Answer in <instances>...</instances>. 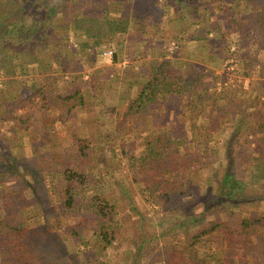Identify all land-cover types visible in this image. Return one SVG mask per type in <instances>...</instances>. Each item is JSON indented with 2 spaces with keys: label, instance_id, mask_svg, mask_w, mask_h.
I'll return each mask as SVG.
<instances>
[{
  "label": "trees",
  "instance_id": "trees-1",
  "mask_svg": "<svg viewBox=\"0 0 264 264\" xmlns=\"http://www.w3.org/2000/svg\"><path fill=\"white\" fill-rule=\"evenodd\" d=\"M174 2L178 6L184 3L190 15L176 5L172 7V13L170 9L163 10L173 26L164 32L165 44L158 46L152 45L158 33L149 28V17L160 7L154 0H63L53 4L47 0H0V77L16 83L14 92L8 87L3 91L4 88L0 87V108H3L0 118L16 120L19 116L13 113L23 102L38 96L47 110L44 125L54 128L58 119L68 120L76 109L85 105V81L96 87L95 76H89L87 80L83 78L85 61L79 54L84 57L86 53L88 57L97 53L95 51L99 50L102 41L115 42L119 50L114 54L113 65L108 67L118 69L115 63L121 58L123 47L131 50L138 42L148 40L149 45L157 47L161 60L156 62L154 73L137 89L133 98L122 97L123 104L117 111L120 131L133 128L137 121H142L147 130L156 125L159 128L156 135L148 131L141 158L135 156L139 160V176L136 175L135 179L142 181L144 188L151 195L155 194L159 203L183 205V199L192 194V187L187 184L191 174L206 163L217 162L213 155L223 144L231 165L234 142H239L245 133L246 137L255 138L254 145L247 147L243 160L258 165L255 166V181L251 182L256 188L233 197L236 189L241 190L240 180L232 169L227 168L214 203L237 205L244 201L261 204V209L249 213L238 211L232 215L231 211L223 219H214L200 232L187 234L179 244L167 243L164 246L165 264H264V61L261 59L264 55V0ZM76 9L79 11L74 12ZM79 32L85 37L79 39L78 47L73 49L69 40ZM232 33L238 35V40L233 43L228 40ZM199 35L217 58L234 60V76L259 72L261 79L256 93L261 98L259 106L244 96L247 87L234 86V78L227 73L216 74L212 69L200 71L195 69L194 63L185 70L180 57V64L177 63L179 52L190 48L188 42L199 40ZM172 40L178 44L173 52L167 46ZM54 65L61 70L59 78L65 80L68 73L70 78L65 80L64 90H56L54 103L50 104L44 84L31 86L30 83L42 80L38 75L54 70ZM130 71L126 72L125 80L133 87L140 78L148 76V72L140 76ZM219 77H222L220 87L217 83ZM8 81H5L7 85ZM28 81L30 87H35L24 95L19 89ZM238 111L248 113L241 122L235 119ZM188 113L192 120L208 118L205 130L195 129L197 136L190 132L194 125L189 129L186 124ZM147 119L151 122L148 123ZM225 122L231 123L232 130L227 138H220L217 134H222ZM73 137L78 149L75 154H70V160L63 164L66 154L51 155L52 163L64 167L58 172L51 167L54 170L50 173L52 177L58 173L62 175V186L60 182L58 186L64 195L61 204L64 211H70L77 204V194L81 193L78 186L90 182L88 165L95 160L90 139L76 133ZM72 159L77 160L76 168L68 164ZM10 161L6 155L0 160V264H77L63 252L64 238L53 229L48 209L52 205L45 198L47 184L45 181L42 184L43 176L38 169L35 168L36 174H32L35 180L23 176L20 189L9 190L1 186V178L15 175L16 161ZM227 183L229 189L225 188ZM49 189L52 191V186ZM58 195L61 197L62 194ZM88 199L86 208L96 220L94 239H85L76 231L75 225L67 226L64 233L82 238L85 248L91 247L94 251L95 264H105L106 261L99 257L107 255L120 234L116 220L118 208L99 193ZM211 205L213 203H207L206 208L210 209ZM27 208L28 215L25 213ZM29 218L34 222L30 223ZM221 236L226 237L227 246L218 252ZM143 243L142 238L140 246ZM235 245L242 250L239 260L234 255Z\"/></svg>",
  "mask_w": 264,
  "mask_h": 264
},
{
  "label": "rangeland",
  "instance_id": "rangeland-1",
  "mask_svg": "<svg viewBox=\"0 0 264 264\" xmlns=\"http://www.w3.org/2000/svg\"><path fill=\"white\" fill-rule=\"evenodd\" d=\"M47 1L49 4H53L63 0ZM154 1L156 6H160L159 10L151 15L154 21V28L158 32L155 43L159 46L165 44L164 32L169 31L173 26V23L169 22L163 14V10L168 11L170 9V13H172V7L176 3L174 0ZM214 1L217 3L220 0ZM164 4L169 5L164 6ZM176 6L190 15L184 3ZM78 11L79 9L74 10V12ZM160 22H164L165 25L163 26ZM83 34V32H79L70 38L71 48L75 49L78 47V40L85 37ZM228 40L233 43L238 40V35L235 33L229 34ZM138 43L134 48L136 51L123 47L119 60L128 58L130 61L124 69L118 67V69L109 68L108 66L113 65L112 62L100 56L101 48L106 45H113L116 50H119L115 42L102 41L99 50L96 49L97 51H95L97 53H93L88 57L85 56L86 53L84 57L79 54L83 59L82 61H85L84 70H82L83 78L87 80L89 76H95L96 87L85 81L86 83L83 86L85 105L76 109L75 114L68 120L62 121L58 119L54 128H48L44 125V117L47 114V110L41 105L43 101L38 96L31 97V101L23 102L21 107L13 113L19 116L16 120L9 121L0 118V160H3L6 155L11 160L10 162L16 161V166L18 167V169L17 167L15 168L13 177L1 178L3 180L1 186L7 187L9 190L20 189L23 184V176L35 180L32 174L35 173V168L38 169L37 172L43 176L42 184H44V181L47 184L45 198L49 205H52L48 209L50 210V220L53 229L58 231L64 238L65 249H63V252L77 264H95L96 255L90 249L91 247L85 248L81 242L82 238L68 236L64 233V229L67 226L75 225L76 231L80 232L85 239H94L95 216L85 205V201L89 200L88 197L92 194H102L115 203L118 208L116 220L120 234L115 243L108 249L107 255L99 257L101 261H106L105 264H165L164 246L167 243L177 242L179 244L185 240L187 234L200 232L204 225L210 224L214 219L225 218L227 213H231V211L233 215L238 211L249 213L251 210L261 209V204L244 201L237 205L234 203L228 204V202L214 203L227 168L232 169L233 174L240 180L239 187H241V190L236 189L237 191L232 193L233 197L242 194L246 190L254 191L253 189L256 188V185L251 182L255 181L254 172L258 165L247 164L243 160L247 147L249 144L254 145L253 140L255 138L251 135L246 137L245 133H243L239 142H234L233 151L231 152L233 154L231 156L234 159L231 165H229L225 154V144H223L216 155L210 152V155L216 157L217 162L206 163L191 174L192 176L187 184L192 187V194L183 199V205L159 203L154 197L155 194L151 195L148 189L144 188V183L135 179L136 175L139 176L137 171L139 160L135 156L138 159L141 158L148 131L152 135H156L159 130L157 125L147 130L144 128L142 121L135 122L133 128L127 127L124 131H120L117 128V120L119 118L117 111L118 108L120 109V105L123 104L122 97L133 98L136 91H138L137 89L142 87L148 80V76L140 78L135 87L125 80L127 71L131 70L130 72L133 75L142 76L150 68L146 61L139 60L137 57ZM188 43L191 46L192 42L189 41ZM167 46L173 52L178 44L172 40ZM161 47L163 48V46ZM234 47L233 45V49ZM71 48L69 49L71 50ZM71 52L72 50L70 54ZM261 59L264 61V55L261 56ZM233 61V59L224 61L223 67L225 70L223 72L234 78L233 83L237 88L241 86L247 87V92L244 96L251 98L253 104L259 106L261 98L256 95L259 90L258 82L261 79L259 72L255 71L249 76L237 73L234 76L235 65H232ZM151 62L153 63H150L152 67L157 65L155 61ZM54 68L56 70L52 69L47 74L38 75L42 76V80L30 83L31 86L32 84H37V86L38 84H44L48 90L50 104L54 103L55 95L58 93L56 90H64L65 80L70 78L69 73L65 75V80L59 78L61 70L58 69L59 66L57 65H54ZM195 69H198V67H195ZM223 72L218 73L222 74ZM30 76L29 78H31ZM9 79L0 77V87L4 88L3 91L8 87L9 91L14 92L16 83H14L15 81H8ZM217 79L220 87L222 77ZM5 81H8V85ZM29 82L24 83L22 87L20 86L19 90L24 95L27 92L29 94V91H33L35 87V85L30 87ZM1 111H3V108H0ZM247 114L244 111H238L235 119H239L241 122ZM202 119L208 121V118ZM146 121L148 123L151 122L150 119ZM190 126L192 127V125ZM193 128L201 129L200 126L195 125ZM231 130V123L225 122L221 130L222 134L219 132L217 136L227 138ZM74 133L80 137L90 139V147L95 160L88 165L90 182L78 186V190L81 193L80 195L77 194V204L70 211H64L61 207L64 196L60 189L62 186L60 182L62 175L58 173L54 178L50 173L54 170L51 167L56 168V172L62 170L64 168L63 164L71 159L70 154L76 153L78 147L73 137ZM198 148H200L199 145ZM52 153L66 154L67 158L62 165L52 163ZM68 164L74 168L78 166L77 160L74 159ZM248 166L249 168H247ZM28 172H31V175L27 174L25 176V173ZM59 182L61 186H58ZM50 186H52V191L49 189ZM225 188L229 189L230 185L228 183L225 184ZM58 193L62 194L61 197ZM28 194L31 196L32 193L29 192ZM207 203H213L210 209L206 208ZM25 213L26 215L29 214L28 208L25 209ZM29 222L33 223L34 220L29 218ZM142 238L144 243L140 246ZM226 246L227 239L221 236L218 252H222ZM233 250L237 260L241 259V247L235 245Z\"/></svg>",
  "mask_w": 264,
  "mask_h": 264
},
{
  "label": "crops",
  "instance_id": "crops-1",
  "mask_svg": "<svg viewBox=\"0 0 264 264\" xmlns=\"http://www.w3.org/2000/svg\"><path fill=\"white\" fill-rule=\"evenodd\" d=\"M153 20L150 17L149 19V28L154 31L155 33L157 32V29L154 28L155 26L153 25ZM163 26L165 23L160 22ZM156 24V23H155ZM158 24V23H157ZM167 25V24H166ZM149 36H152V33H150ZM199 40H194L191 41V46L190 48H186L185 50H182L179 52V56L176 57L177 63L180 64L179 57L181 59L182 65L185 70L190 69L192 63H194V66L201 71L206 70V69H212L214 70L217 74L218 72H223L225 69L223 67L224 61L216 57V53L211 52L210 49L206 46V42L203 40V37L199 35ZM156 37L153 40L152 45H156ZM150 44V43H149ZM148 44V40L140 41L138 43V50H137V57L139 60L146 61L147 64H149L150 68L148 69V78L154 73L155 66L152 67L150 63L151 61L159 62L161 60V57L158 53L157 47H154L152 45ZM158 44V43H157ZM140 49V50H139ZM111 62V61H110ZM156 63V64H157ZM153 64V63H152ZM220 79V77H219ZM218 83V79H217ZM188 112V111H187ZM187 124L188 128L190 129V125H195V126H200L202 130H205L208 127V121H204L202 118L199 117L195 120H192L189 116V113L187 114ZM190 132H194L193 134L197 136L196 130L193 128V130ZM190 134V135H193ZM197 138V137H196Z\"/></svg>",
  "mask_w": 264,
  "mask_h": 264
},
{
  "label": "built area",
  "instance_id": "built-area-1",
  "mask_svg": "<svg viewBox=\"0 0 264 264\" xmlns=\"http://www.w3.org/2000/svg\"><path fill=\"white\" fill-rule=\"evenodd\" d=\"M116 52V48L113 45L110 46H103L100 51V56L109 59L113 62V57ZM128 58H123L122 60H118L115 64L118 68L124 69L129 64Z\"/></svg>",
  "mask_w": 264,
  "mask_h": 264
}]
</instances>
